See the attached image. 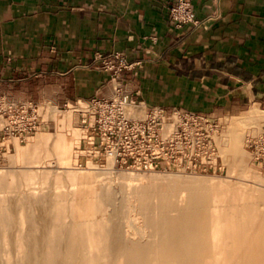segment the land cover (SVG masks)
I'll list each match as a JSON object with an SVG mask.
<instances>
[{
  "label": "crops",
  "instance_id": "crops-1",
  "mask_svg": "<svg viewBox=\"0 0 264 264\" xmlns=\"http://www.w3.org/2000/svg\"><path fill=\"white\" fill-rule=\"evenodd\" d=\"M178 1L0 0L2 93L74 107L82 128L81 108L110 98L119 83L133 119L161 107L225 127L264 111V0H190L197 22L182 26L170 15ZM115 54L131 64L118 78L105 67Z\"/></svg>",
  "mask_w": 264,
  "mask_h": 264
},
{
  "label": "bare ground",
  "instance_id": "bare-ground-1",
  "mask_svg": "<svg viewBox=\"0 0 264 264\" xmlns=\"http://www.w3.org/2000/svg\"><path fill=\"white\" fill-rule=\"evenodd\" d=\"M263 114L264 111L252 108L242 122L247 128L261 131ZM243 135L232 128L218 137L219 142L226 138L221 151L227 161L236 163L235 154L244 141ZM97 172L99 176L105 175L103 171ZM110 176L111 183L98 178L101 184L84 191L83 198L75 204H61L51 195L39 193L25 192L14 197V206L16 202L22 205V216L26 219L24 226L20 225L18 246L15 240L11 242L14 247L8 250L10 256L17 247L18 251L27 248L21 255L22 264H264V190L258 198L263 206L258 205L260 201L245 203L243 194H238L240 199L234 204L240 205L239 212L227 213L223 218V206L233 205L232 183L227 185L223 201L220 196L223 186L219 182L209 185L199 178L180 174L171 181L170 188L181 187L186 192L187 205L160 203L153 207L151 197L146 194L141 198L144 208L140 210L124 192L125 186L119 185L113 174ZM59 183L63 181L60 179ZM142 188L148 189L149 185ZM73 192L69 189L58 196L68 198ZM92 193L97 198L91 197ZM31 205L43 208L39 219L44 223L32 215ZM5 211L0 205V215ZM225 221L231 223L228 242H225ZM49 222L54 226L45 231ZM4 242L10 243L5 238ZM49 244L55 247L45 255Z\"/></svg>",
  "mask_w": 264,
  "mask_h": 264
},
{
  "label": "rangeland",
  "instance_id": "rangeland-1",
  "mask_svg": "<svg viewBox=\"0 0 264 264\" xmlns=\"http://www.w3.org/2000/svg\"><path fill=\"white\" fill-rule=\"evenodd\" d=\"M81 110L88 111V108L85 106ZM75 111L74 107L59 109L50 105L45 111V119L51 122L50 126H45L38 130L26 142L20 143L14 140L15 147L9 150L0 161V205L6 208L5 213L0 215V264H22L21 255L27 250V248H24L22 251H18L16 247V253L13 256H10L8 253V250L11 251L12 247H14L11 244L12 241L15 240L14 244L18 246L16 244L17 237L22 230L20 225L24 226L25 221L23 220L26 219L25 216H22V205L16 202L14 206L12 201L18 194L25 192L31 194L39 193V195L45 196L51 195L53 200L65 205L75 204L83 198L84 191L87 192L96 189L101 184L98 182V178H103V182L111 183L108 178L112 177L110 175L113 174L116 182L119 185L125 186L124 192L135 201L140 210L144 208L141 198L146 194L148 197H151L153 207L160 203L171 206H185L188 203L186 192L181 187L176 190L170 188L171 181L177 180L178 175L184 174L191 178H199L209 185L219 182L223 186L220 194L223 201L228 190L227 185L230 183L233 184V205L223 206L222 213L225 215L222 216L223 218H226L227 213L239 212L240 205L234 204L235 201L240 199L237 198L238 194H243V201L245 203L260 201L258 200L259 193L261 190H264V172L254 165L253 156L247 145L248 140L251 137L259 136L262 129L260 131L254 127L247 128V125L242 122L245 120L248 112L231 118L221 133L223 136V133L232 128H235L236 132L244 133L241 150L239 149L235 154V158L237 159L235 164L227 161L226 157L223 156L224 154H222L221 145L225 143L224 140L226 139L224 136L221 142L217 138V144L222 156L221 167L218 171L212 173H185L176 171L148 172L121 169L112 160L108 164V159L92 162L91 158L87 157L85 152L81 150L80 139L86 134V131L78 123V113ZM263 116L262 127L264 125ZM238 163H240V167L237 165ZM63 166L67 167L66 169L70 171L66 172ZM97 171H103L105 175L99 176ZM130 174H133V176ZM129 175L130 178L125 177ZM60 179L63 183H59ZM144 184L149 185V188L143 189ZM69 189H72L74 192L68 198L63 197L60 199L58 196L59 193H65ZM181 194L185 198H182ZM91 197L97 198L93 193ZM261 202L260 204L258 202V205L263 206ZM30 210L32 215L38 219V222L44 223L39 219L43 208L31 205ZM3 218L5 219V221L3 220L4 223L2 221ZM224 224L227 227L225 242H228L231 240L229 239L232 233L230 229L231 223L225 221ZM53 226L54 223L49 222L44 227V230L50 231ZM4 238L6 241H10L8 245L4 242ZM54 247L53 244L47 245L44 254L49 255L50 253L48 252L52 251Z\"/></svg>",
  "mask_w": 264,
  "mask_h": 264
},
{
  "label": "built area",
  "instance_id": "built-area-1",
  "mask_svg": "<svg viewBox=\"0 0 264 264\" xmlns=\"http://www.w3.org/2000/svg\"><path fill=\"white\" fill-rule=\"evenodd\" d=\"M170 15L177 26L197 22L190 0H179ZM116 62L105 67L118 78L131 67L125 57L115 54ZM131 95L122 84L114 87L107 99H91V108L81 112L86 131L81 150L92 162L112 160L121 169L148 172L212 173L220 169L222 156L217 138L224 126L208 115L192 110H174L170 116L161 107L151 108L144 119H133L127 107ZM50 105L10 100L0 89V161L15 147L14 140L26 142L45 123ZM254 165L264 172V125L247 145Z\"/></svg>",
  "mask_w": 264,
  "mask_h": 264
}]
</instances>
